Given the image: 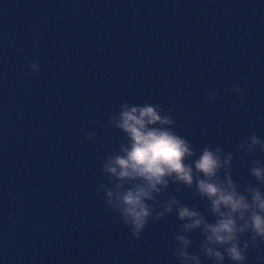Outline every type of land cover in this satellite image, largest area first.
Returning <instances> with one entry per match:
<instances>
[{
  "label": "water",
  "instance_id": "95a60500",
  "mask_svg": "<svg viewBox=\"0 0 264 264\" xmlns=\"http://www.w3.org/2000/svg\"><path fill=\"white\" fill-rule=\"evenodd\" d=\"M236 84L244 101L225 91ZM124 102L172 109L197 149L264 138V0H0V264H171L175 214L136 241L97 195L122 137L103 123Z\"/></svg>",
  "mask_w": 264,
  "mask_h": 264
},
{
  "label": "clouds",
  "instance_id": "9594fccd",
  "mask_svg": "<svg viewBox=\"0 0 264 264\" xmlns=\"http://www.w3.org/2000/svg\"><path fill=\"white\" fill-rule=\"evenodd\" d=\"M30 69L34 75L41 66L32 62ZM225 91L236 94L239 101L245 99L239 84ZM215 98L209 93V102ZM240 108L239 103L233 105L234 112ZM176 117L159 103L124 102L103 123L106 130L122 133L116 149L101 161L103 182L97 185L113 223L126 226L140 241L151 222L175 214L179 223L172 237L171 264H248L253 250L264 261L259 254L264 245V138L253 131L234 152L213 142L197 149L176 130ZM94 124L100 126L101 121ZM203 133L207 135L208 129ZM86 139L99 141L94 131L87 132ZM237 158L253 178L244 185L234 175ZM172 185L178 193L187 189L193 199L205 201L213 219L170 194ZM196 232L203 239L198 251L192 252Z\"/></svg>",
  "mask_w": 264,
  "mask_h": 264
}]
</instances>
